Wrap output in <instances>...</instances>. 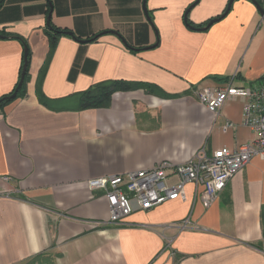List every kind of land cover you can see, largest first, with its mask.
Wrapping results in <instances>:
<instances>
[{"label":"crops","instance_id":"1","mask_svg":"<svg viewBox=\"0 0 264 264\" xmlns=\"http://www.w3.org/2000/svg\"><path fill=\"white\" fill-rule=\"evenodd\" d=\"M229 1L3 0L0 32L10 37L0 38V97L20 80L24 44L30 63L25 97L0 111V264L41 254L49 264H264L259 159L210 208L189 184L185 199L135 206L121 225L109 224L106 188L94 185L254 139L246 100H229L216 116L194 96L198 86L262 84L264 20L251 1L235 0L206 30L185 22L189 10L204 28ZM49 23L70 32L53 50ZM112 81L165 95L116 92L108 107L80 109L82 93Z\"/></svg>","mask_w":264,"mask_h":264},{"label":"built area","instance_id":"2","mask_svg":"<svg viewBox=\"0 0 264 264\" xmlns=\"http://www.w3.org/2000/svg\"><path fill=\"white\" fill-rule=\"evenodd\" d=\"M259 1L264 8V0ZM261 82L250 87H236L231 82L221 87L198 86L194 90L197 100L216 116L229 100H246L243 124L254 132V139L248 144L236 150L224 147L211 153L205 147L183 164L165 161L149 170L96 180L95 186L106 188L109 224L121 225L135 211V206L148 211L169 201L185 199L189 184L203 188L201 202L205 208H210L228 182L251 160L264 162V77ZM231 128L232 125L227 124L224 130ZM188 226L189 221L181 228Z\"/></svg>","mask_w":264,"mask_h":264},{"label":"trees","instance_id":"3","mask_svg":"<svg viewBox=\"0 0 264 264\" xmlns=\"http://www.w3.org/2000/svg\"><path fill=\"white\" fill-rule=\"evenodd\" d=\"M2 3H3V0L0 1V7H1ZM227 7H228V5H227ZM226 9L221 15L216 17V19L221 18L225 14ZM213 19H211V20H213ZM185 22H186L187 26H189L191 29H195V30L200 29L201 30L203 28V27L195 28L191 24V22L188 20V17H187V20ZM49 26H50V23H49ZM49 28H50V30L47 33L49 34V36L51 38V49L53 50L57 44L58 37L61 35L69 34L70 32H68L66 30H57V29L53 28L52 26H50ZM8 37L9 36H7L5 33L0 32V38H8ZM98 37L99 36L96 35L89 41L96 40ZM24 48L27 49V56L25 57V51H24V64H23L22 69H21L20 80L12 92H10L9 94H7L5 96L0 97V111H2L7 105L12 103L16 99L23 98L26 95V85H27V81H28V70L27 69H28V65L30 63V53H29V49L27 48V46L25 44H24ZM25 64L27 65V68L25 71L24 82H23L21 88L19 89L16 97L14 99H11L10 97L15 93V91H16V89H17V87L21 81L23 68H24ZM137 89H143L147 93L165 95L160 91L159 88H157L151 84H148V83H135V82H124V81L104 82V83H100L98 85H95L94 87H92L91 89H89L88 91H85L84 93H82L80 95V109L85 110V109L108 107L110 105V102H111V97L114 93L124 92V91H133V90H137ZM40 97H41V95H40ZM171 97H178V96H171ZM42 101L45 102V97H42ZM263 228H264V213H263ZM46 255L47 254H41L39 256L31 258L30 260H28L26 262V264H37V263L49 264L48 263V257H46Z\"/></svg>","mask_w":264,"mask_h":264},{"label":"water","instance_id":"4","mask_svg":"<svg viewBox=\"0 0 264 264\" xmlns=\"http://www.w3.org/2000/svg\"><path fill=\"white\" fill-rule=\"evenodd\" d=\"M0 1H1V0H0ZM234 1H235V0H230V1H229L228 7H227V9H226V12H225V14H224L221 18H219V19L214 18V19L211 20V21H210V22H209L204 28H202V30H206V29H208V28L211 27L214 23H216V22L220 21L221 19H223V18L229 13V11H230V9H231V6H232V4H233ZM249 1H251V2L255 5V7L257 8V10H258V12H259V14L261 15V17H262L263 20H264V8H263L262 4L260 3V1H259V0H249ZM144 10H145V12H146V15H147L148 18H149V13H148V11H147L146 5L144 6ZM188 13H189V10L185 13V21L187 20ZM48 19L50 20V16H49ZM149 19H150V18H149ZM9 37H10V36H9ZM151 47H154V46H151ZM26 56H27V49H25V57H26ZM26 68H27V65L25 64V65H24V68H23V73H22L21 81H20V83H19V85H18V87H17L15 93L10 97L11 99H14V98L16 97V95H17L19 89L21 88V86H22V84H23V82H24V77H25V71H26Z\"/></svg>","mask_w":264,"mask_h":264},{"label":"rangeland","instance_id":"5","mask_svg":"<svg viewBox=\"0 0 264 264\" xmlns=\"http://www.w3.org/2000/svg\"><path fill=\"white\" fill-rule=\"evenodd\" d=\"M37 264H39V263H37Z\"/></svg>","mask_w":264,"mask_h":264}]
</instances>
